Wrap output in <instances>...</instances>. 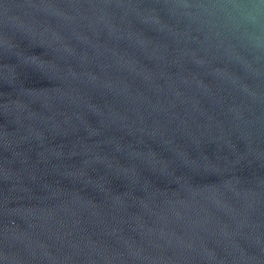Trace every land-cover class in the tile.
I'll list each match as a JSON object with an SVG mask.
<instances>
[{
	"label": "water",
	"instance_id": "95a60500",
	"mask_svg": "<svg viewBox=\"0 0 264 264\" xmlns=\"http://www.w3.org/2000/svg\"><path fill=\"white\" fill-rule=\"evenodd\" d=\"M0 264H264V0H0Z\"/></svg>",
	"mask_w": 264,
	"mask_h": 264
}]
</instances>
